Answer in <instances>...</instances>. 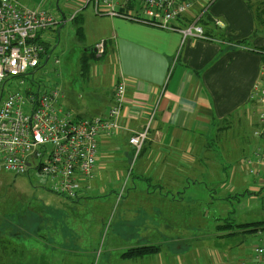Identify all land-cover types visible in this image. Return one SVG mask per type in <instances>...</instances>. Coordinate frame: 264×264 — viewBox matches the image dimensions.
<instances>
[{"label":"crops","instance_id":"crops-1","mask_svg":"<svg viewBox=\"0 0 264 264\" xmlns=\"http://www.w3.org/2000/svg\"><path fill=\"white\" fill-rule=\"evenodd\" d=\"M205 3L198 0L176 25H187L202 12ZM198 16L206 40L110 18L107 29L95 41H105L107 69L102 66L100 71L98 65H90L87 70L92 82L104 75L109 85L95 117L108 115L120 80L126 84V103L121 129L112 137L100 139L94 179L76 200L89 199L101 191L98 202L104 204L102 193H110L107 196L114 214L110 229L123 240L122 253L140 246H159V254L148 256L152 264H173L178 249L185 250L182 255L188 259L197 254L201 235H191V230L196 233L199 223L205 229L214 216L208 210L198 212L197 196L188 192L199 187V175L207 176L209 170L217 173L214 154L207 147L209 139L215 127L231 114L249 111L251 89L264 63V0H212L207 11ZM61 17L68 18L64 14ZM69 22L74 20L60 26ZM53 33L56 30L45 33L42 41L51 42ZM153 112L147 141L135 159L128 140L147 126ZM95 117L74 115L76 119ZM124 144L129 151L120 150ZM129 163L134 174L118 195L121 183L104 180L121 166L124 171ZM209 236L217 238L211 231ZM167 238L172 239L165 241ZM188 240H194L193 249ZM199 253L202 262L195 257V263L186 264L211 260L207 248Z\"/></svg>","mask_w":264,"mask_h":264},{"label":"rangeland","instance_id":"rangeland-1","mask_svg":"<svg viewBox=\"0 0 264 264\" xmlns=\"http://www.w3.org/2000/svg\"><path fill=\"white\" fill-rule=\"evenodd\" d=\"M18 1L30 8L42 7L68 17L84 0ZM91 7H82L76 21L55 29L54 39L45 43L49 45L48 59L32 77L41 90H58L61 107L73 118L76 114L95 117L103 107V92L109 93L106 76L92 82L89 72L82 69V58L93 54L91 49L110 20L96 16ZM77 26L82 28V38L76 35ZM108 56L109 53L99 59L95 56L88 68L98 65L100 71L102 66L107 69ZM257 110V105L250 103L247 113L234 112L215 127L207 147L214 154L212 162L218 167L217 173L209 170V176L199 175V187L188 192L197 196L198 212L208 210L214 217L209 218L205 229L199 223L196 233L191 230V235H201L197 254L188 259L182 255L185 250L178 249L173 264L195 263V257L202 262L201 248L210 252L211 260L204 264H255L254 250L264 239V229L255 233L246 230L264 226V180L261 174L252 175L254 164L247 163L262 144L256 134L261 129L255 115ZM120 150L129 151L126 144ZM123 167L108 173L104 180L121 183L118 195L134 174L130 163L124 171ZM109 194L102 193L104 204L98 202L101 191L89 199L70 200L48 191L32 170L28 175H1L0 264H152L148 257H143V261L120 260L123 240L113 235L114 228L110 229L114 214ZM228 225L232 230L229 231ZM243 225L246 228L235 227ZM210 231L217 238L210 237ZM188 242L193 249L194 240ZM166 258L169 259L167 255Z\"/></svg>","mask_w":264,"mask_h":264},{"label":"built area","instance_id":"built-area-1","mask_svg":"<svg viewBox=\"0 0 264 264\" xmlns=\"http://www.w3.org/2000/svg\"><path fill=\"white\" fill-rule=\"evenodd\" d=\"M198 0H84L68 18L42 7L30 8L18 0H0V176L28 175L40 178L48 191L74 200L89 189L101 138L112 137L121 129V117L126 103L124 80L116 83L113 104L106 117L76 119L60 105L56 89L41 90L33 83L35 71L48 59L47 44L42 36L61 24L73 21L82 7L92 6L96 16L121 18L157 28L180 32L183 37L208 39L198 16L207 11L212 0H205L202 12L184 20ZM216 25L220 24L215 22ZM105 41L91 52L101 58ZM57 63V61L55 62ZM250 103L257 105L260 130L256 132L262 144L248 164H254L252 175L264 180V64L253 84ZM154 112L147 126L134 132L128 143L136 159L141 153ZM254 263L264 264V239L254 250Z\"/></svg>","mask_w":264,"mask_h":264},{"label":"trees","instance_id":"trees-1","mask_svg":"<svg viewBox=\"0 0 264 264\" xmlns=\"http://www.w3.org/2000/svg\"><path fill=\"white\" fill-rule=\"evenodd\" d=\"M76 20H77V18L74 19V21H76ZM76 35L78 37L82 38V28L80 26H77ZM94 58H95L94 54H92L90 56H87V57H83L81 63H82V69L84 71H87L89 69L88 68V63H89L90 60H92ZM235 227H245L246 228V225L235 226ZM227 228L229 229V231L232 230V229L229 228V225L227 226ZM257 229H264V226H262V227L260 226V227H257L255 229L250 228L249 230H246V231L255 233V232H258ZM229 233H230V235H232L233 232H229ZM159 252H160V248L157 247V246L135 247V248L128 249L127 251L122 253L121 254V259H123V260H135V259H139V258H143V257L157 255Z\"/></svg>","mask_w":264,"mask_h":264}]
</instances>
